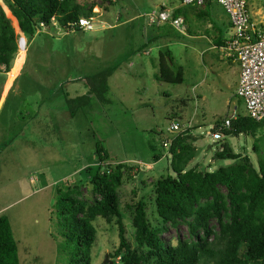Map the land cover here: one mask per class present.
Listing matches in <instances>:
<instances>
[{
	"label": "rangeland",
	"instance_id": "obj_1",
	"mask_svg": "<svg viewBox=\"0 0 264 264\" xmlns=\"http://www.w3.org/2000/svg\"><path fill=\"white\" fill-rule=\"evenodd\" d=\"M263 1L248 0V9L264 29ZM77 3L92 8L93 30L68 31L55 20L21 41L15 19L0 0L18 43L11 70L0 72V102L12 83L0 104V215L10 220L20 264H67V256L58 252L63 237L55 207L56 190L77 185L87 201L95 199L91 176L99 165L97 141L109 154L108 164L126 165L118 196L131 241L135 231L132 206L140 199L147 202L152 226L161 224L154 204V183L162 175H174L162 145L173 120L192 122L197 136L190 141L196 156L189 167L197 164L201 170L215 171L234 163L214 159L219 143L212 149L209 145L220 140H226L235 152L248 155L256 167L259 156L264 155V125L254 137L223 132L220 140H213L211 135L219 122L234 112L246 114L243 99L236 95L237 77L229 62L221 58L225 56L220 47H213L218 32L225 37L224 44L231 31L230 17L221 5L213 0L206 7L209 18L198 16L203 7H188V12L184 8L186 30L182 33L169 23L151 25L149 18L150 12L160 8L174 11L182 5L180 0ZM165 49L171 51L175 68L183 69V83L157 80L159 54ZM113 65L118 69L108 80L111 102L94 100L92 109L71 116L67 97L86 94V78ZM194 124L198 126L193 128ZM155 154L162 157L155 161ZM94 225L97 239L92 264H108L104 263L106 255L113 264H121L119 258L111 257L119 245L117 225L102 217ZM212 226L218 231L216 221ZM179 237L189 238L186 224L170 226L163 234L174 244Z\"/></svg>",
	"mask_w": 264,
	"mask_h": 264
},
{
	"label": "trees",
	"instance_id": "obj_2",
	"mask_svg": "<svg viewBox=\"0 0 264 264\" xmlns=\"http://www.w3.org/2000/svg\"><path fill=\"white\" fill-rule=\"evenodd\" d=\"M211 1L206 0L205 6ZM3 2L17 23L21 41L24 37H34L43 29L42 23L50 27L52 18L72 31L71 23L82 16H92V8H84L77 0ZM184 11L179 7L174 14L179 16ZM197 14L203 18L208 12L204 8ZM214 38L215 45L222 46L223 35ZM17 50L16 33L0 6V72L11 70ZM158 68L156 78L159 81L180 84L185 80L183 69L175 68L169 49L160 52ZM117 69L118 66L113 65L88 76L86 94L75 98L67 95L66 105L71 116L92 109L94 100L102 104L111 102L108 80ZM263 125L264 121L257 122L246 114H239L224 133L226 136L254 137ZM192 130L172 141L169 153L174 175H162L154 183V204L160 226L153 227L150 223L145 199L132 206L134 241L127 236L118 196L126 165L108 164L107 150L101 142H96L99 165L91 176L95 199L87 201L77 185H63L56 190L55 207L63 237L58 252L67 256V264H92V249L97 239L94 221L98 217L118 227L119 245L110 256L119 258L121 264H264V155L259 156L255 143L259 156L256 167L248 155L235 152L226 140H220L214 159L234 163L215 171L201 170L197 164L189 167L196 156V148L190 142L196 140ZM161 157L154 155L155 161ZM212 221L218 224V231ZM181 223L187 225L189 238L179 237L176 244L166 241L164 232ZM0 264H20L18 244L6 215H0Z\"/></svg>",
	"mask_w": 264,
	"mask_h": 264
},
{
	"label": "built area",
	"instance_id": "obj_3",
	"mask_svg": "<svg viewBox=\"0 0 264 264\" xmlns=\"http://www.w3.org/2000/svg\"><path fill=\"white\" fill-rule=\"evenodd\" d=\"M221 5L230 17L231 31L225 42L220 46V51L227 59L239 62L241 73L236 89V95L243 99L246 115L257 122L264 121V29L262 23H257L250 15L248 0H214ZM183 6L203 7L206 0H180ZM264 4V1H263ZM150 24L159 25L169 23L180 32L185 33L183 17L175 16L173 11L165 8L153 10L149 13ZM52 21H55L52 18ZM41 26L44 28L45 24ZM72 31L93 30L94 17L82 16L71 23ZM238 117L234 112L229 118L221 120L211 132L213 140H220L223 132L230 129L232 120ZM192 123V122H191ZM191 123L173 120L167 128V135L162 138V145L166 150L165 157L171 159L170 147L172 141L181 134L191 129ZM214 132V133H213Z\"/></svg>",
	"mask_w": 264,
	"mask_h": 264
},
{
	"label": "crops",
	"instance_id": "obj_4",
	"mask_svg": "<svg viewBox=\"0 0 264 264\" xmlns=\"http://www.w3.org/2000/svg\"><path fill=\"white\" fill-rule=\"evenodd\" d=\"M213 3V0L211 1V3L210 4H208V5H211ZM208 5H204L203 6V8H205V11L207 12V6ZM181 8H186V12H188L187 10V6H183V5H181L180 6ZM179 8V7H178ZM200 8H202V7H200ZM166 9V8H165ZM175 10L176 9H174V13H175ZM180 17H183V15H179ZM206 17H208V14H206ZM209 18V17H208ZM262 25H263V23H262ZM214 28H215V30H217L218 28H217V25H214L213 26ZM218 32V31H217ZM221 34V32H218V35H220ZM223 38H225L224 36H223ZM215 39V38H214ZM213 43H214V45H213V47L214 48H217V46L215 45V41L213 40ZM221 58H223V60H227L229 63H228V67L230 68V70H232L231 72L234 74V76L236 75V77H237V79H236V89H237V86H238V83H239V79H240V73H241V68H240V64H239V62L237 61V60H235V59H227V58H224V57H221ZM25 60H26V53H25V58H24V62H25ZM24 62H23V65H24ZM23 65H22V67H23ZM22 69V68H21ZM21 71V70H20ZM19 71V72H20ZM17 77V76H16ZM12 86V83H11V85H10V87ZM10 87L8 88V89H6V90H4L3 92H4V95H6L7 94V92L9 91V89H10ZM4 95H3V97H2V99L4 98ZM2 99H1V102H2ZM1 102H0V104H1ZM238 114V113H237ZM195 126H198V125H193V128H195ZM192 135H194V136H196L195 134H194V131L192 130ZM197 137V136H196ZM150 165V164H149ZM151 166H152V164H151Z\"/></svg>",
	"mask_w": 264,
	"mask_h": 264
},
{
	"label": "water",
	"instance_id": "obj_5",
	"mask_svg": "<svg viewBox=\"0 0 264 264\" xmlns=\"http://www.w3.org/2000/svg\"><path fill=\"white\" fill-rule=\"evenodd\" d=\"M219 142H215L214 145H209V149H211L213 146L218 145ZM104 263L113 264L112 261H109L108 255H106Z\"/></svg>",
	"mask_w": 264,
	"mask_h": 264
}]
</instances>
